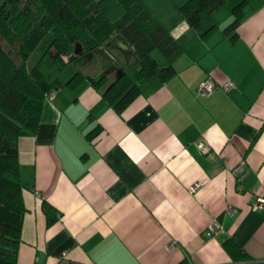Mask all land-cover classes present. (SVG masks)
<instances>
[{
    "label": "crops",
    "instance_id": "obj_1",
    "mask_svg": "<svg viewBox=\"0 0 264 264\" xmlns=\"http://www.w3.org/2000/svg\"><path fill=\"white\" fill-rule=\"evenodd\" d=\"M186 1L149 6L183 51L170 79L144 84L121 112L92 83H112L134 62L120 38L102 48L109 62L98 50L67 64L64 83L84 78L47 97L36 132L19 140L26 212L17 264L264 261V209H251L264 193V0H225L207 38L180 16ZM242 1L231 40L224 29ZM205 78L217 85L209 94L197 90ZM44 203L56 211L52 223Z\"/></svg>",
    "mask_w": 264,
    "mask_h": 264
},
{
    "label": "trees",
    "instance_id": "obj_2",
    "mask_svg": "<svg viewBox=\"0 0 264 264\" xmlns=\"http://www.w3.org/2000/svg\"><path fill=\"white\" fill-rule=\"evenodd\" d=\"M244 3L233 8L234 19L224 29L231 40L237 37ZM224 4L225 0H187L178 12L207 38L217 29L212 16ZM116 37L128 46L134 62L112 83L106 75L92 83L121 112L144 84L158 85L170 79L175 74L173 62L183 51L144 0H4L0 4V264H17L26 212L20 138L36 132L48 95L62 87L73 90L84 78L77 73L73 84L64 83L65 66L105 48ZM43 42L44 50L33 57ZM154 50L165 57L167 65L159 66L152 56ZM43 205L52 223L56 211ZM223 244L235 254L232 240Z\"/></svg>",
    "mask_w": 264,
    "mask_h": 264
},
{
    "label": "built area",
    "instance_id": "obj_3",
    "mask_svg": "<svg viewBox=\"0 0 264 264\" xmlns=\"http://www.w3.org/2000/svg\"><path fill=\"white\" fill-rule=\"evenodd\" d=\"M65 58V57H64ZM233 83L232 82H227L223 85V89L228 91L232 88ZM217 87L216 83L210 79V78H205L204 80H202L198 87L197 90L201 93H205V94H209L211 93L215 88ZM53 97V93H51L50 95H48V98H52ZM199 148L201 149L202 152L206 153L209 151V146L206 144H199ZM242 164V163H241ZM241 167V166H240ZM201 185V182H194L191 186L190 189L192 191H195L196 189H198ZM251 209L254 211L260 210V209H264V193L261 192L257 195L255 201L251 204ZM217 229H219V225L217 223H212L209 227V232L208 235L213 234ZM250 264H264L263 260H258V261H252Z\"/></svg>",
    "mask_w": 264,
    "mask_h": 264
},
{
    "label": "rangeland",
    "instance_id": "obj_4",
    "mask_svg": "<svg viewBox=\"0 0 264 264\" xmlns=\"http://www.w3.org/2000/svg\"><path fill=\"white\" fill-rule=\"evenodd\" d=\"M4 0H0V4L3 2ZM150 2L148 3L149 4V6L154 10V9H156L157 7H158V0L157 1H152V0H149ZM157 5V6H156ZM48 38L49 37H47V39L46 40H48ZM6 48H7V46H6ZM44 48H45V42H43V43H41L40 45H39V47L35 50V52H34V54H33V57L35 56V55H37V54H40L43 50H44ZM155 54H157V55H159V53L158 52H156L155 51ZM64 59H67V57H65ZM77 66H79V67H81V65L82 64H76ZM72 67H74V66H72ZM65 68H66V66H65ZM68 74H71V68H69L68 70H64L63 72H62V74H61V78L62 79H66L67 77H68Z\"/></svg>",
    "mask_w": 264,
    "mask_h": 264
},
{
    "label": "water",
    "instance_id": "obj_5",
    "mask_svg": "<svg viewBox=\"0 0 264 264\" xmlns=\"http://www.w3.org/2000/svg\"><path fill=\"white\" fill-rule=\"evenodd\" d=\"M118 38H120V37H118ZM121 39V38H120ZM121 41H122V43L124 44V45H126L125 44V42L121 39ZM127 46V45H126ZM128 47V46H127ZM99 53H101V55L103 56V58L104 59H107L108 60V62L110 61V58H109V56L102 50V49H100L99 50Z\"/></svg>",
    "mask_w": 264,
    "mask_h": 264
}]
</instances>
